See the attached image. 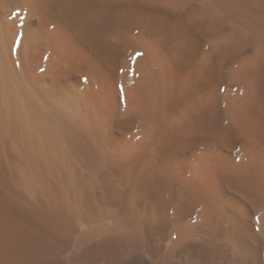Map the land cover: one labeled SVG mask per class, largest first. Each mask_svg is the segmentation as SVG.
<instances>
[{
  "label": "bare ground",
  "instance_id": "1",
  "mask_svg": "<svg viewBox=\"0 0 264 264\" xmlns=\"http://www.w3.org/2000/svg\"><path fill=\"white\" fill-rule=\"evenodd\" d=\"M0 264H264V0H0Z\"/></svg>",
  "mask_w": 264,
  "mask_h": 264
},
{
  "label": "rangeland",
  "instance_id": "2",
  "mask_svg": "<svg viewBox=\"0 0 264 264\" xmlns=\"http://www.w3.org/2000/svg\"><path fill=\"white\" fill-rule=\"evenodd\" d=\"M36 24L38 25V21L36 22ZM42 26H43V28L45 29L47 26L45 25V24H42ZM49 30H52V25L49 27ZM127 62H128V59H125V64H123V69H119V71H118V78H121L122 80H124L125 79V73L126 72H129V74H132V72H133V69H130V70H127L128 68H129V65H131V67L133 68L134 67V65L132 66V62L129 64V65H127ZM79 83L81 84V87H82V89H83V91H84V89H87L88 88V86H89V84H90V81H89V74H83V76H81V78H80V80H79ZM98 107V110L97 109H95L97 112L102 108L101 106H97ZM104 136V135H103ZM107 137V136H106ZM106 137L104 136V137H100V139H97V141L96 142H98V145L99 146H101L100 148H102V150H103V152H104V155H105V159L107 158V162L108 163H111V164H115L116 163V165H115V167L117 168L118 167V170H120V171H122L123 170V166H124V168H125V164L123 165V166H121L123 163H124V159H126L125 158V145L123 144V142H121V144H120V142L119 141H116V140H114V139H111V138H109V137H107V139H106ZM104 139H106L105 141H104ZM111 140H112V142H111ZM114 141V142H113ZM105 142V143H104ZM113 144H111V143ZM116 142H117V144H116ZM100 143V144H99ZM110 144V145H109ZM117 146V148H116V146ZM103 145V146H102ZM113 146V147H112ZM121 146V147H120ZM111 147V148H110ZM110 148V149H109ZM118 150V152H117V150ZM111 150H112V152L115 154V151H116V154L114 155L113 153H111ZM111 154H110V153ZM116 157V158H114L113 157V155ZM112 155V156H111ZM120 157V158H118V157ZM122 157H123V159H122ZM111 159V160H110ZM114 159V160H113ZM115 159H116V161H115ZM117 160H119V163H117L118 161ZM121 160V161H120ZM123 160V161H122ZM122 164H121V163ZM122 168V169H121Z\"/></svg>",
  "mask_w": 264,
  "mask_h": 264
}]
</instances>
